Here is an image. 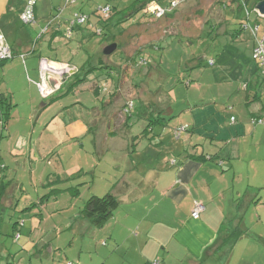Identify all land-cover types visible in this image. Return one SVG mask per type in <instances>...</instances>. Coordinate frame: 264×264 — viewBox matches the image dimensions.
Returning <instances> with one entry per match:
<instances>
[{
	"label": "rangeland",
	"instance_id": "374dc122",
	"mask_svg": "<svg viewBox=\"0 0 264 264\" xmlns=\"http://www.w3.org/2000/svg\"><path fill=\"white\" fill-rule=\"evenodd\" d=\"M253 1L248 0V7ZM168 2L159 1L161 6ZM181 2L165 25L148 19L136 8V0H61L53 11L55 15L63 9L57 20H52L49 11L39 19L37 35L48 24L55 33L51 37L46 32L40 39L42 55L79 70L67 83L75 81L74 90L63 86L46 98L35 92L31 81L24 82L23 92L29 96L23 97L20 112L33 108L32 121L12 115L9 119L16 130L10 136L0 124V177L9 182L14 199L0 212V248L3 244L8 248V254H0L2 264H102L105 238L98 237L87 220L78 217L85 201L92 195L103 196L116 182L113 193L119 192V184L127 177L130 182H143L146 176L148 181L157 166L163 168L169 158H177L189 147L191 133L182 130L175 134L189 116V109L210 101L224 110L228 99L231 102L227 89L242 83L247 68L249 72L257 68L244 37L232 41L231 35L217 34V29H212V14L199 9L196 0ZM103 4H109L115 13L112 24L100 36L94 33L93 11ZM217 5L223 12L222 5ZM77 11L88 14L90 22L75 27L67 38L69 19ZM230 14L237 23V10ZM111 43H116L117 49L103 56V48ZM138 51L137 60L148 56L151 61L149 66H141L150 69L146 75L126 62ZM106 60L107 65L122 62L125 72L119 79L115 65L112 70L103 67ZM209 60H213L212 65ZM136 77L148 91L144 93L148 94L146 102L138 98L141 90L133 83ZM93 84L97 85L96 94ZM25 99L33 107L24 103ZM132 99L134 106L126 115L124 104ZM75 118L88 121L91 127L77 139L69 138L65 126ZM125 121L129 125L125 126ZM105 129L117 132L108 149L95 138L96 132L99 136L98 131ZM122 130L125 138L120 136ZM125 143L126 152L121 148ZM192 144L196 146V138ZM148 185L144 182L140 191ZM23 198L33 200L25 203L32 206L28 204L24 212L14 205L17 200L23 204ZM31 218L41 221L33 231ZM259 261L256 264H261Z\"/></svg>",
	"mask_w": 264,
	"mask_h": 264
},
{
	"label": "crops",
	"instance_id": "0c3cea01",
	"mask_svg": "<svg viewBox=\"0 0 264 264\" xmlns=\"http://www.w3.org/2000/svg\"><path fill=\"white\" fill-rule=\"evenodd\" d=\"M59 1L37 0L36 22L22 27L24 23L19 15L25 0H0V32L13 53L12 58L0 63V94L8 97L11 105L4 126L9 136L16 130L15 123L9 118L17 116L32 121L33 108L23 114L20 112L23 97L29 96L23 92L22 85L31 81L35 92L41 96L37 89L40 60L49 58L42 55L44 45L40 39L46 32L51 37L55 33L49 24L47 31L39 37V19L49 11L52 20H57V14L63 10L61 8L53 15ZM257 1L254 0L250 7L248 0H196V5L215 18L212 29L216 28L217 34L231 35L232 41L244 37L251 56L255 42L264 31V20L253 10ZM219 3L223 12L218 10ZM236 10L235 20L239 27H235L237 23L230 18V13ZM257 71L258 68L249 72L247 68L242 83L227 89L231 102L228 99L224 110L210 101L189 109V116L182 123L191 133L189 147L177 158H169L163 168L157 166L148 181L146 176L143 182L139 179L130 182L127 177L128 180L119 184L122 187L117 193H113V189L118 182L113 184L109 192L120 204L112 217L101 227H94L87 221L90 230L94 229L99 233L98 237L105 238L106 256L102 264H153L154 260L159 264H256L261 260L259 262L264 264V124L250 121V118L264 114V80ZM68 81L63 89L75 84L74 81L68 85ZM243 83L246 88L242 87ZM27 89L31 90L30 85ZM24 103L33 107L28 99ZM231 116H235L234 121ZM65 126L69 138L73 139L89 133L91 128L82 118L71 119ZM121 132L120 136L125 138L126 131ZM98 133L95 138L106 149L109 140L117 136L116 131L108 129ZM195 138L197 144L192 146ZM121 148L125 152L129 150L126 143ZM144 182L149 184L145 188L147 191H140ZM29 200L23 198V204L17 200L14 205L24 212L32 206L33 200L29 206L25 204ZM11 201L14 199L9 192L4 206ZM195 201L204 206L198 217L191 215ZM78 217H82L80 211ZM22 223L25 225L24 221ZM40 224L39 218H31L30 230L39 228ZM234 233L240 234L233 236ZM7 250L3 244L0 254L5 251L8 254Z\"/></svg>",
	"mask_w": 264,
	"mask_h": 264
},
{
	"label": "trees",
	"instance_id": "16d2710c",
	"mask_svg": "<svg viewBox=\"0 0 264 264\" xmlns=\"http://www.w3.org/2000/svg\"><path fill=\"white\" fill-rule=\"evenodd\" d=\"M136 1L138 2L136 8H138L139 10H141L143 12V14L148 19L149 18H152L156 23H158L160 25H165L167 23L166 22V19H168L169 16L171 17L172 16V13L174 14V10L177 8L175 6V7L171 8V9H168V5H169V2H168V4L165 6L166 7L165 14H163L162 16L157 17L156 14H153V13H150V12H146L145 11V8L152 1H157L159 3L160 0H136ZM169 1H171V0H169ZM105 5H108L109 8H110V10H109L108 17L107 18H102V16L99 14V8L100 7H103ZM114 13H115V11L113 10V7H111L109 4L100 5V6L97 7V9H95L93 11V15L95 17V22H94L95 23L94 24L95 25V27H94V33L95 34H97L96 31L98 29L101 30V32H99L98 35L101 36V35L104 34L105 28H108L112 24L113 17H114ZM86 15L88 16V19H87V21L85 23L90 22L89 15L88 14H86ZM85 23H83V24H85ZM83 24H81V25H83ZM81 25L70 27V23H69V29H71V35H70V37H67V38H71L73 29L75 27L76 28L77 27H80ZM159 38L160 37H158V39ZM158 39L156 38V40H158ZM156 40H154V41H156ZM151 44H153V43H151ZM116 49H117V47H116ZM140 52H144V51H141L140 50ZM138 54H139V51L138 52H134L133 55L128 56L129 58H127L126 62H128V63H131L132 62L133 64H135L137 66L138 69L141 70L140 75H146V74L149 73L150 69H147V68L145 69V68H142L141 66H144V67L145 66H149L150 63H151V61H150V59H149L148 56H144V57L139 58L137 60L136 59V56ZM12 56H13V53H12ZM103 56H106V55H103ZM251 57H252V52H251ZM125 59H126V57L123 58V60H125ZM0 63H2V62H0ZM103 64H104L103 67H109L110 70H112L113 67H114V65H115L117 67V69H118V72H117L118 73V79L120 78V75L125 72L124 67L122 66V62L121 63H115V64H112L111 63L110 65H107V60H106L105 62H103ZM208 64L209 65H212L213 63L210 64L209 61H208ZM257 68H258V66H257ZM257 73L260 75L259 70L257 71ZM260 77L264 80V78L262 76H260ZM71 78H72V76L69 79H67L66 81L70 80ZM137 79L138 78L136 77L134 79V82L133 83H134V85L136 87H139L140 90H141V95L138 98L141 101L146 102L144 100H147L148 99V94H144V93H147L148 91L146 90L145 87H143L144 84H142L141 82L139 84L136 81ZM65 82L62 84L61 88L65 85ZM115 86H117V84ZM246 86L247 85L245 83V88H246ZM92 88H93L94 94H96L97 93V85L96 84H93V87ZM135 98H137V97H135ZM134 99L125 102V104H124V111H125L126 115H127V113H130L131 112V110H132V108L134 106ZM10 107H11V105H10L9 98L8 97H5L2 94H0V124H2L3 127L5 126V123L8 120ZM228 108L231 109L232 107L231 106H228ZM259 116H261V115H259ZM233 117L235 118V116H233ZM126 125H129V124L125 121V126ZM148 126H149V124H148ZM145 130L146 131L148 130L147 127L145 128ZM2 177L3 176L0 177V212L4 208V201L9 196V190H8L9 182H4ZM119 204H120V201L116 198V196L111 191L110 192H107L103 196L92 195V196H90L85 201V204H84L83 208L80 210V214H81V216L83 218H85L94 227H101V226H103L108 221V219H110L112 217L114 210H116L119 207ZM0 217H1V214H0ZM239 234L240 233H238V234L234 233L233 236H237Z\"/></svg>",
	"mask_w": 264,
	"mask_h": 264
},
{
	"label": "built area",
	"instance_id": "2783aa9c",
	"mask_svg": "<svg viewBox=\"0 0 264 264\" xmlns=\"http://www.w3.org/2000/svg\"><path fill=\"white\" fill-rule=\"evenodd\" d=\"M37 0H25V5L23 11L20 13V20L24 24H34L36 22L35 17V5ZM181 2V0H171L169 1L168 9H171L177 4ZM109 6L105 5L99 8V14L102 18H107L109 14ZM253 10L257 13L258 17L264 20V14H261L257 9L253 8ZM146 12H150L156 14L157 17L162 16L166 12V7L161 6L157 1H152L149 3L146 8ZM248 13V12H247ZM88 19V16L85 13L75 12L72 14L69 23L70 27L78 26L85 23ZM47 27L42 29L39 37L45 33ZM97 34L101 32L98 29ZM67 37L71 35V29H69L66 33ZM12 58V51L10 46L6 43L2 33L0 32V62H4ZM252 58L257 62L258 70L260 75L264 78V31L262 37L256 41L253 49H252ZM209 63L212 64L213 60H209ZM55 64V65H54ZM41 74L40 81L37 83V89L41 95V97L46 98L47 96L53 95L57 92L62 84L69 79L78 69L72 66L67 62H58L52 63L47 58H41ZM242 87L245 88V83L242 84ZM235 118L232 116L231 121H234ZM251 123L253 124H264V114L261 116H254L251 119ZM186 129V125L181 126L175 131V134L178 136L182 130ZM204 206L200 201H195L193 207L191 209V215L194 217H198L200 212L203 210ZM153 264H159L157 260L153 261Z\"/></svg>",
	"mask_w": 264,
	"mask_h": 264
},
{
	"label": "water",
	"instance_id": "95a60500",
	"mask_svg": "<svg viewBox=\"0 0 264 264\" xmlns=\"http://www.w3.org/2000/svg\"><path fill=\"white\" fill-rule=\"evenodd\" d=\"M254 8L257 9L261 14H264V0L257 1ZM116 47H117L116 43H111L109 45H106L103 48V54L106 56L110 55L115 51Z\"/></svg>",
	"mask_w": 264,
	"mask_h": 264
}]
</instances>
